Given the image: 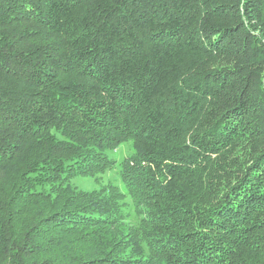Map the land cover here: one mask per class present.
Masks as SVG:
<instances>
[{
	"label": "trees",
	"instance_id": "16d2710c",
	"mask_svg": "<svg viewBox=\"0 0 264 264\" xmlns=\"http://www.w3.org/2000/svg\"><path fill=\"white\" fill-rule=\"evenodd\" d=\"M118 262L264 264V0H0V264Z\"/></svg>",
	"mask_w": 264,
	"mask_h": 264
},
{
	"label": "rangeland",
	"instance_id": "374dc122",
	"mask_svg": "<svg viewBox=\"0 0 264 264\" xmlns=\"http://www.w3.org/2000/svg\"><path fill=\"white\" fill-rule=\"evenodd\" d=\"M134 153L133 142L128 141L124 143L117 151H109L107 154L111 159L116 161V167L112 171L107 172L106 174L100 175L96 178H86V177H78L72 181V184L84 191L92 192L95 190H100L105 187L108 183H112L113 185L119 187L123 193H125V184L121 178V162L128 156H131ZM131 204V199L128 197L124 201L123 208L129 215L127 219L118 223V227L116 230H101V234L105 237H111L112 235L119 234L117 238H114L116 241V245L114 246V252L112 259L114 261L121 259H131L142 257L144 251L141 249V245L138 243L136 238L135 230L141 225L142 219L145 216L141 214V212H133L131 209L128 212L129 205ZM102 237V236H101ZM115 254H119L120 257H115ZM121 262H118L120 264ZM111 264V263H110Z\"/></svg>",
	"mask_w": 264,
	"mask_h": 264
}]
</instances>
